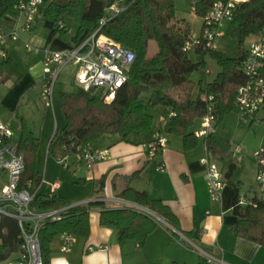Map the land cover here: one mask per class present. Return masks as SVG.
<instances>
[{
  "label": "trees",
  "instance_id": "16d2710c",
  "mask_svg": "<svg viewBox=\"0 0 264 264\" xmlns=\"http://www.w3.org/2000/svg\"><path fill=\"white\" fill-rule=\"evenodd\" d=\"M18 1L0 0V26L16 13L15 4ZM113 1L44 0L37 15L44 17L45 25L49 28L46 45L51 47L75 46L100 27L99 31L120 40L136 52L128 78L112 101H106L95 88L62 92L61 106L66 120L55 129L48 145V155L59 157L81 154L91 142L106 134L118 135L122 141L135 142L137 136L158 126L156 115L150 110L157 106L175 111L168 123V130L182 137L185 149L194 148L199 139L193 126L205 114L208 105V100L202 95L211 94L214 96L215 121L203 141L208 151L223 161L225 179L234 187L233 209L239 219L233 229L237 235L264 245V198L255 197L241 204L239 184L232 180L238 166L233 144L218 131L225 117L238 109L237 90L245 80L242 63L247 56L250 37L258 34L264 26V0H247L235 10L230 28L238 41L235 54L231 55L220 48H209L204 44L194 47L200 54H210L221 66L211 81H199L197 97L191 96L196 85L191 75L200 65L204 67V64L202 61H194L189 55L190 50L183 49L186 40L192 37V23L178 17L175 0H125L127 7L108 16L107 21L101 24L107 7ZM215 1L199 0L198 15L204 16ZM59 19L64 20V26L58 24ZM69 20L77 23V30L70 40H65L63 35L70 29ZM151 40H155L157 45L152 53L149 52ZM22 76L23 71L13 58L9 57L0 63V82L9 79L17 81ZM17 115L20 119L17 145L26 161L21 182L26 185L32 179L31 188L34 190L43 177L38 169L40 136L25 116ZM140 173L141 170H136L123 176L126 184L118 196L146 206L192 239V233L181 229L178 216L163 199L131 185V181L138 178ZM104 179L105 175L101 177V183ZM62 204H67L63 196L37 193L31 205L45 210ZM95 204L102 207L100 223L116 227L121 244L135 240L143 245L159 222L158 218L143 210L127 205H106V201L101 199L73 205L62 219L47 220L39 230L45 262L50 260V245L54 236L65 232L75 236L89 235L90 206ZM22 242L18 221L1 215L0 260L16 257ZM209 263L207 257L201 255L199 264Z\"/></svg>",
  "mask_w": 264,
  "mask_h": 264
},
{
  "label": "crops",
  "instance_id": "0c3cea01",
  "mask_svg": "<svg viewBox=\"0 0 264 264\" xmlns=\"http://www.w3.org/2000/svg\"><path fill=\"white\" fill-rule=\"evenodd\" d=\"M194 16L202 18L197 14ZM23 20V15L16 12L2 26L9 29L18 26ZM39 21L40 18L37 16L32 31L30 33L23 32L22 37L25 39L34 36L37 44L42 46L46 44V41H38L35 35V27ZM190 21L193 23L194 19L191 18ZM202 25L203 20L201 29ZM221 32L223 35L222 30ZM256 35L250 37L248 44ZM23 45L22 41H13L9 45L10 57L19 64L23 76L17 81L9 79L0 82L8 84L9 89L13 88L14 90L21 86L14 102L11 100L8 102L12 110L15 109V112L18 105L16 103L17 97L21 93H23L22 97L29 95L38 84V81L42 83V53L40 50L28 51L25 48L26 52L20 56L25 65L24 68L16 59L18 49ZM194 61H202L204 67L200 65L199 68H206L207 73L211 72L206 67V59ZM192 80L196 85L191 92V96L197 97L199 95V81L207 82L212 79ZM195 91L197 96L192 95ZM202 96L204 99L207 98V94ZM155 108H158L159 112L164 109L163 106ZM0 117L11 126L9 120L2 118L1 107ZM201 119L202 116L197 119L199 120V126L194 129L195 131L201 127ZM253 120L248 123H252ZM156 124L158 126L160 124L157 115ZM161 129L167 142L166 146L154 158H150L145 145V142L151 137V130L137 136L135 142L122 141L118 135L110 134L103 135L91 142L90 147L93 149L109 148L111 156L96 161L92 167L86 165L82 159V154H72L67 160L69 163L67 168L77 175L78 182L88 186L87 191L77 194L66 191L61 184L56 183L57 188L53 193L65 197L69 205L86 200L95 201L98 196H103L107 198L105 200L106 205L119 206L120 204L115 201V198H124L118 196V192L126 184L123 176L141 170L140 176L132 180L131 185L139 190L147 191L154 197L163 199L178 216L181 229L192 233L191 241L193 243L195 240L199 241L203 247L202 249L223 257L228 262L264 264V245L237 235L233 229L239 219L238 214L233 209L234 187L225 179L223 161L206 148L203 141L204 135L198 136L199 142L196 147L185 149L182 137L170 132L168 124L166 126L162 125ZM38 135L41 140V135ZM14 140L17 141L18 138ZM205 156L219 164L225 180L222 196L218 200H213L208 190L205 175L206 164L203 161ZM234 156L238 162L237 170L241 165L243 156H239L235 151ZM160 162L164 163V169L157 167ZM257 169L258 165L256 171ZM235 172L232 180L239 184L241 204H246L255 197L264 198V183L258 181V184L252 186L250 192L246 193L240 186L244 180L242 178L234 179ZM103 175H105L104 182L96 189V181H99ZM51 191L52 185L50 190H45L41 186L38 193L45 195ZM101 209L100 205L90 206V233L87 237L76 236L70 250L61 249L63 244L62 234L54 236L50 245V260L46 264H199L202 255L200 249L196 248L192 242L185 241L184 234L162 217L156 214L153 215L158 218L159 222L157 227L147 236L143 245L135 240H128L121 244L118 239V229L100 223ZM212 263L214 262L209 264Z\"/></svg>",
  "mask_w": 264,
  "mask_h": 264
},
{
  "label": "built area",
  "instance_id": "2783aa9c",
  "mask_svg": "<svg viewBox=\"0 0 264 264\" xmlns=\"http://www.w3.org/2000/svg\"><path fill=\"white\" fill-rule=\"evenodd\" d=\"M198 1L190 0V11L194 15H198ZM245 1L247 0L215 1L206 14L202 16L203 25L200 34L192 35L191 38L187 39L183 49L191 50L197 44L217 48L216 40L222 35L221 25L225 21L231 22L235 10ZM43 2L44 0H19L15 4V11L22 14L24 20L18 26L9 29L0 26V63L10 57L9 45L11 42L22 41L28 51L40 50L42 53L41 95L46 106L54 110L55 88L59 75L72 62L76 65L74 82L78 88H95L101 92L106 101H112L116 97L118 89L128 78V71L136 58V52L120 40L99 31L100 27L88 34L75 46L63 48H55L46 44L39 46L34 36L24 39L22 33L32 31ZM126 7L125 0H114L107 7L106 16L101 19V24L107 21L108 16L117 14ZM58 24L64 26L65 22L63 19H59ZM247 47V56L241 68L245 80L238 86L237 90V117L245 123L252 121L264 104V75L262 74L264 26ZM213 98V95H207V111L202 116L201 127L195 131L197 136L205 135L214 124ZM174 115L175 111L169 107H165L157 114L160 124L151 130V137L145 142L150 158H154L166 146L167 139L161 127L162 125L166 126ZM13 135L12 127L0 117V214L16 219L23 236L18 255L3 260L0 264H46L42 255L39 230L47 220L62 219L65 216L64 213L73 205L62 204L45 210L36 209L31 205L44 182V176L34 190L31 188L32 179H29L26 185L22 184L21 176L25 170L26 161L17 141L13 139ZM81 154L88 167H92L98 160L111 156L109 148L93 149L90 145ZM253 154L258 165L256 180L264 183V146L256 149ZM69 157L70 154H66L57 158L64 166L69 167L67 161ZM203 161L206 164L205 175L210 196L213 200H218L221 198L225 186L221 168L215 160L208 156H205ZM157 167L164 169V163H158ZM56 188L57 184H52V191L49 196L54 194L53 191ZM97 199L107 200L103 196L95 198V200ZM90 201L86 200L81 203ZM115 201L120 205L132 206L154 215L149 208L135 201L126 198H115ZM62 237L61 249L70 250L76 236L65 232L62 233ZM183 238L189 243L192 242L185 235ZM199 249L200 253L207 257L210 262L235 264L207 250Z\"/></svg>",
  "mask_w": 264,
  "mask_h": 264
},
{
  "label": "rangeland",
  "instance_id": "374dc122",
  "mask_svg": "<svg viewBox=\"0 0 264 264\" xmlns=\"http://www.w3.org/2000/svg\"><path fill=\"white\" fill-rule=\"evenodd\" d=\"M177 15L181 18H187L189 21L194 19L192 23V35H198L201 31L202 18L195 17L191 11L190 0H175ZM40 21L35 27V35L37 40L44 42L47 39L49 28L45 25L44 17L39 16ZM70 29L63 35L65 40H70L77 30V23L73 20H69ZM232 23L225 21L221 25L223 35L219 36L216 40L217 48L226 50L229 54L233 55L238 49V41L236 36L230 31ZM157 47L155 40L150 41L149 52L152 53ZM25 47L20 46L16 54V59L25 68L20 56L25 53ZM190 57L194 60L206 59L207 66L211 72L207 73L206 68H198L192 74V79L198 81L200 78L213 79L220 71L221 66L217 60L210 54H200L194 48L189 51ZM76 65L72 62L68 64L60 73L57 85L55 88L54 110L51 107L45 105V102L41 95L42 83L38 81L34 90L27 96L22 97L21 93L17 97V110H12L8 102L11 100L14 102V98L18 95L20 87L15 90L9 89V85L0 83V107L2 118L9 120L11 127L14 130L13 139L18 138L20 133V119L17 115H23L27 118L32 129L37 134L41 135L39 156H38V169L44 176V182L42 184L43 189L47 190L51 188L53 183H58L66 191L75 192L77 194L85 193L88 186L84 183L77 181V175L74 174L69 168L59 162L58 158L54 155H48V144L51 136L53 135L56 126H62L65 123V114L61 106V94L64 91H76L78 87L74 82V74ZM13 90V91H12ZM8 95L9 98H8ZM145 95V94H144ZM197 96V92L192 94ZM146 96V95H145ZM6 102V103H5ZM152 113L158 114V108H151ZM199 126V120H196L193 128ZM218 131L226 138H229L233 143V150L239 155L243 156L241 165L235 172L234 179H243L244 182L240 184L241 189L246 193H249L252 186L258 184L256 180V166L257 161L254 156V151L264 144V104L256 113L255 119L252 123H245L240 121L236 112H232L225 117L223 123L218 127ZM101 180L96 181L95 188H99ZM1 216V214H0ZM196 248H203L199 241L195 240L193 244ZM14 257V256H13ZM1 262V260H0ZM215 264V263H212Z\"/></svg>",
  "mask_w": 264,
  "mask_h": 264
}]
</instances>
